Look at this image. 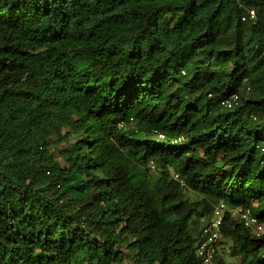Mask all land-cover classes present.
Wrapping results in <instances>:
<instances>
[{
	"label": "trees",
	"instance_id": "1",
	"mask_svg": "<svg viewBox=\"0 0 264 264\" xmlns=\"http://www.w3.org/2000/svg\"><path fill=\"white\" fill-rule=\"evenodd\" d=\"M221 204L264 264V0H0V264H202Z\"/></svg>",
	"mask_w": 264,
	"mask_h": 264
},
{
	"label": "built area",
	"instance_id": "2",
	"mask_svg": "<svg viewBox=\"0 0 264 264\" xmlns=\"http://www.w3.org/2000/svg\"><path fill=\"white\" fill-rule=\"evenodd\" d=\"M256 20V12L254 9H249L247 15L242 17V21H254ZM238 97L233 96L229 100H226L223 104L226 108L230 109L237 104ZM227 207L221 204L216 208L214 215L208 226L204 229L202 235V241L197 249V255L202 258V264H219L216 257V244L220 238V228L223 223L224 215ZM241 219L245 223V226L251 228L257 237H261L264 234V226L259 223L250 213L243 212L240 214Z\"/></svg>",
	"mask_w": 264,
	"mask_h": 264
},
{
	"label": "rangeland",
	"instance_id": "3",
	"mask_svg": "<svg viewBox=\"0 0 264 264\" xmlns=\"http://www.w3.org/2000/svg\"><path fill=\"white\" fill-rule=\"evenodd\" d=\"M147 174H148L150 179L154 180L155 177L158 176L159 171H157V169L155 167H153V168L148 167ZM185 194H186V197L189 201H196V200L202 199V197L199 194L194 193L192 191H186ZM218 254H219L218 255L219 258L221 259V261L224 264H238L239 263V260L237 258H234L233 256H231L230 244L226 240H221L219 242Z\"/></svg>",
	"mask_w": 264,
	"mask_h": 264
},
{
	"label": "clouds",
	"instance_id": "4",
	"mask_svg": "<svg viewBox=\"0 0 264 264\" xmlns=\"http://www.w3.org/2000/svg\"><path fill=\"white\" fill-rule=\"evenodd\" d=\"M151 167H152V165H151ZM175 179H178V177L177 176H175ZM228 211V209L226 210V212ZM225 212V213H226ZM238 215V214H237ZM224 217H225V215H224ZM239 218L241 219V217H240V213H239ZM223 221H224V219H223ZM241 222H243V220L241 219ZM208 221H207V225L204 227V229L208 226ZM244 223V222H243ZM260 223V222H259ZM223 224V223H222ZM245 224V223H244ZM261 224V223H260ZM263 225V224H262ZM264 226V225H263ZM221 227H222V225H221ZM247 227V226H246ZM204 229H203V231H204ZM251 229V228H250ZM251 232L254 234V232L251 230ZM202 235H203V233H202ZM264 235V234H263ZM262 235V236H263ZM262 236L261 237H257L255 234H254V237L256 238V239H260V238H262ZM201 241H202V237H201ZM201 241H200V243H201ZM221 241V228H220V238L218 239V241H217V244H216V257H217V259H218V262H219V254H218V251H219V242ZM199 257V256H198ZM201 260H202V258L201 257H199ZM219 264H220V262H219Z\"/></svg>",
	"mask_w": 264,
	"mask_h": 264
}]
</instances>
